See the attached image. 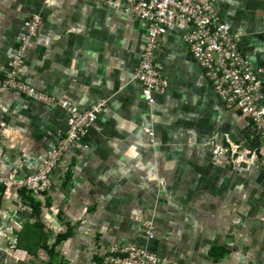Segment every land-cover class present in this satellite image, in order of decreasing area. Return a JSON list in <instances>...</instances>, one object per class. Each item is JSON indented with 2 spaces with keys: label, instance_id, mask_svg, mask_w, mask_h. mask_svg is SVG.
<instances>
[{
  "label": "crops",
  "instance_id": "obj_1",
  "mask_svg": "<svg viewBox=\"0 0 264 264\" xmlns=\"http://www.w3.org/2000/svg\"><path fill=\"white\" fill-rule=\"evenodd\" d=\"M217 6L255 70L264 69V0ZM35 15L41 25L18 77L78 111L106 106L37 197L41 229L27 228L37 221L31 208L3 188L0 264H103L116 244L177 264H264L263 144L247 117L224 106L186 29L174 25L160 38L155 63L168 87L150 105L134 78L146 20L101 0H0V86L9 50ZM257 72L264 106V71ZM69 115L60 104L0 92V176L34 172L66 133ZM42 238L48 248L34 249Z\"/></svg>",
  "mask_w": 264,
  "mask_h": 264
},
{
  "label": "built area",
  "instance_id": "obj_2",
  "mask_svg": "<svg viewBox=\"0 0 264 264\" xmlns=\"http://www.w3.org/2000/svg\"><path fill=\"white\" fill-rule=\"evenodd\" d=\"M108 6L123 8L135 13L148 22V39L135 71V80L141 84L144 100L154 104L158 94H165L168 81L155 63L156 50L163 34L174 25L185 28L184 39L190 51L205 69L220 100L228 110H236L247 117L261 138L264 148V106L262 104V81L257 76L250 58L242 50L232 31L231 24L218 11L220 0H101ZM41 25L39 16H31L23 22V31L15 47L9 50L10 68L0 92L13 91L30 102L54 106L60 104L69 111L68 128L64 136L52 145L36 170L18 179L17 169L0 176V187L15 190L27 188L34 195L52 188V175L58 168L65 153L91 129L97 128V119L106 106V100L92 105L88 110L78 111L70 107L68 101L42 92L18 77V70L24 64V51L28 42L34 38ZM217 154L223 149L216 143ZM264 171V157L257 160ZM146 234L151 236L150 227ZM103 264H177L161 259L151 251L132 245H113L103 255Z\"/></svg>",
  "mask_w": 264,
  "mask_h": 264
},
{
  "label": "trees",
  "instance_id": "obj_3",
  "mask_svg": "<svg viewBox=\"0 0 264 264\" xmlns=\"http://www.w3.org/2000/svg\"><path fill=\"white\" fill-rule=\"evenodd\" d=\"M66 178H67L66 182L68 183L69 180L71 179L70 173L68 174V176H66ZM2 190H3V187H0V193ZM17 191H18L19 199H21L24 202V204H27L31 208L32 218H35L37 220L36 223H34V225H28L27 228H33L34 227L35 230L41 229L40 226L42 225V223L39 221V217L41 215L42 205H41V202L37 199V197L41 196L42 194H45L46 192L41 193L39 195H34L32 193V191L30 189H27V188L19 189ZM73 231H74L73 229L69 228V230H67V232L58 236L59 240L66 239V238L70 237L72 235ZM41 232L42 231H38L37 233H41ZM46 241H47L46 238H42L39 241H35L34 243H36V246L34 249H40V248L46 249V248H48L46 245ZM50 251L52 252L53 248H51ZM31 252L34 253L35 250H31Z\"/></svg>",
  "mask_w": 264,
  "mask_h": 264
}]
</instances>
